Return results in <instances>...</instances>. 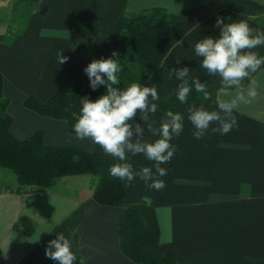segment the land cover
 Listing matches in <instances>:
<instances>
[{"label": "crops", "instance_id": "obj_1", "mask_svg": "<svg viewBox=\"0 0 264 264\" xmlns=\"http://www.w3.org/2000/svg\"><path fill=\"white\" fill-rule=\"evenodd\" d=\"M207 1L0 0V72L3 95L9 100L7 112L13 120L12 134L24 139L40 131L46 144L78 147L112 164L113 157L99 145L77 139L65 120L26 108L24 99L34 96L45 101L61 90L81 89L82 81L60 77L58 67L86 66L91 59L108 57L110 36L123 12L163 8L177 13ZM258 1L264 4V0ZM217 16L246 19L253 28L264 29V13L248 18L226 8L199 22L143 83L156 84L160 97L156 103L175 93L179 81L169 73L172 67L188 65L192 76L219 80L201 70L192 55L197 39L218 32ZM60 51L68 57L62 63ZM248 87H255L257 95L249 98V103L237 105V126L228 133L213 132L210 126L196 139L185 118L183 131L172 141L175 154L162 165L168 169L162 189L149 188L139 178L125 183L128 202H148L155 208L160 242L165 252L175 254L181 263L264 264V67L243 86L245 90ZM239 90L243 89L220 90L217 101L229 100ZM217 101L191 104L214 109ZM164 113L157 108L150 114L151 120L158 124ZM135 119L144 123L139 116ZM144 138H152L146 127ZM131 160L137 168L152 163L142 154ZM86 177L68 176L53 189L20 192L13 176L0 173V264H59L45 255V244L56 232L71 240L77 256L74 264H139L120 248L117 223L123 208L96 202L91 178ZM21 216L34 222L29 236L13 228Z\"/></svg>", "mask_w": 264, "mask_h": 264}, {"label": "trees", "instance_id": "obj_2", "mask_svg": "<svg viewBox=\"0 0 264 264\" xmlns=\"http://www.w3.org/2000/svg\"><path fill=\"white\" fill-rule=\"evenodd\" d=\"M224 8L248 18H256L264 13V4L258 0H209L177 13L163 8L123 12L110 36L111 52L113 49L118 51L122 68L132 69V77L129 80L121 79V86H127L130 82L144 83L188 31ZM9 31L13 32V26H9ZM259 52L264 54V47ZM263 67L251 73L250 77H245L243 86L248 85ZM83 68L68 64L58 67L60 77L82 81L81 89L61 90L45 101L27 96L23 101L24 106L39 115L65 120L69 132L75 134L72 128L75 120L73 113L79 112L80 97L88 95L94 99L105 90L103 85L93 90ZM198 79L206 82L209 98L193 90L188 101L182 104L174 93L168 100L157 103L158 109L185 114L191 103H215L220 90L237 88L222 84L220 79ZM3 84L4 78L0 72V173L7 171L13 175L18 191L50 190L64 177L89 175L96 202L123 208L117 233L121 251L127 258L139 264H184L175 254L165 252L160 242L155 208L148 202H128L125 182L109 174L111 164L107 160L78 147L46 144L40 131L24 139L16 138L11 132L13 120L7 112L9 100L3 95ZM13 228L29 236L34 232L35 225L30 217L21 216Z\"/></svg>", "mask_w": 264, "mask_h": 264}, {"label": "clouds", "instance_id": "obj_3", "mask_svg": "<svg viewBox=\"0 0 264 264\" xmlns=\"http://www.w3.org/2000/svg\"><path fill=\"white\" fill-rule=\"evenodd\" d=\"M215 26L218 28L216 34L203 35L195 41L192 55L199 60L201 70L210 76H218L224 85H235L243 90L236 91L229 100H218L214 109L191 104L186 117L180 111L168 110L156 124L150 117L157 111L156 101L160 99L156 84L130 82L121 86L119 73L123 65L119 62L121 59L116 49L110 56L91 59L84 66L90 87L95 90L103 85L105 90L94 99L88 95L80 97L79 112L73 113L75 120L72 128L77 139H87L113 157L109 168L111 176L125 183L139 178L149 188L162 189L165 186L162 177L168 171L162 165L175 154L176 145L172 141L183 131L185 118L193 126L192 135L196 139L203 137L210 126L211 131L221 134L237 126L234 109L241 102L249 103V98L257 95L255 87L245 90L242 81L264 65V54L257 51L264 47V29L253 28L246 19L221 16H217ZM58 59L62 63L68 57L61 55L60 51ZM176 64H180V59ZM169 73L179 81L174 92L182 104L188 101L193 90L209 98L206 82L192 76L188 65L172 67ZM137 116L144 121L143 124L137 122ZM145 127L152 138H144ZM137 154H142L152 163L134 167L131 158ZM45 255L59 264H74L77 261L72 242L63 232H56V236L46 242Z\"/></svg>", "mask_w": 264, "mask_h": 264}, {"label": "rangeland", "instance_id": "obj_4", "mask_svg": "<svg viewBox=\"0 0 264 264\" xmlns=\"http://www.w3.org/2000/svg\"><path fill=\"white\" fill-rule=\"evenodd\" d=\"M22 21H23V19H22ZM12 23H13V21H12ZM119 76H120V80L121 79L122 80H125V79H128L129 80V78L132 77V69L131 68H129V69L122 68L121 72L119 73ZM10 176H13V175L10 174ZM86 178H91V176L88 175V177H86ZM0 181H2V180H0Z\"/></svg>", "mask_w": 264, "mask_h": 264}]
</instances>
